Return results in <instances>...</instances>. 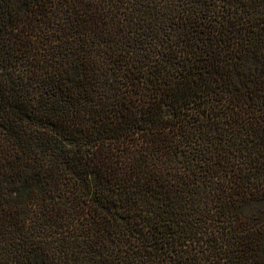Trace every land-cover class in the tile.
<instances>
[{
    "label": "trees",
    "instance_id": "obj_1",
    "mask_svg": "<svg viewBox=\"0 0 264 264\" xmlns=\"http://www.w3.org/2000/svg\"><path fill=\"white\" fill-rule=\"evenodd\" d=\"M0 264H264V0H0Z\"/></svg>",
    "mask_w": 264,
    "mask_h": 264
}]
</instances>
